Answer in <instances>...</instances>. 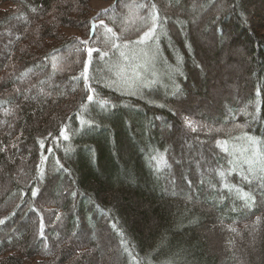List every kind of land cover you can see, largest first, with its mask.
I'll return each mask as SVG.
<instances>
[{
	"label": "trees",
	"instance_id": "trees-1",
	"mask_svg": "<svg viewBox=\"0 0 264 264\" xmlns=\"http://www.w3.org/2000/svg\"><path fill=\"white\" fill-rule=\"evenodd\" d=\"M263 6L0 0V264H264Z\"/></svg>",
	"mask_w": 264,
	"mask_h": 264
},
{
	"label": "rangeland",
	"instance_id": "rangeland-1",
	"mask_svg": "<svg viewBox=\"0 0 264 264\" xmlns=\"http://www.w3.org/2000/svg\"><path fill=\"white\" fill-rule=\"evenodd\" d=\"M108 4L109 3L105 1H94L93 7L98 10L100 8L107 7ZM253 10L258 11V8L254 7ZM259 11H261L262 15L264 14V10ZM211 42L212 43L208 42L210 49L213 43H215V40H212ZM244 45V41L241 40L230 50L226 49L222 51L216 58L211 56L209 58V61H207V59H204V62L202 63L204 71H206V74L208 75V81L205 85L199 84L198 88L201 89L205 86L208 91L205 97L199 96L197 98V104L203 106L204 104L213 102L215 100H224V96L226 95L225 91H231L235 88L237 89V86H239V84L241 83L246 70L245 65H241L240 63V59L243 57L241 48ZM125 50L126 49H123L122 52L125 53ZM213 51L214 49L212 50V53ZM129 73V71H118V75L120 74V78H124L119 80H131L132 78L128 76ZM250 142L251 140H249L246 144H252V142ZM253 242L251 244H253Z\"/></svg>",
	"mask_w": 264,
	"mask_h": 264
},
{
	"label": "snow or ice",
	"instance_id": "snow-or-ice-1",
	"mask_svg": "<svg viewBox=\"0 0 264 264\" xmlns=\"http://www.w3.org/2000/svg\"><path fill=\"white\" fill-rule=\"evenodd\" d=\"M153 7H154V5H153ZM158 20H159V15H158V13H157V12H154V13L152 14V27H150L149 30L146 31V32L144 33L143 37L141 38L140 41H138V43H144V42L149 41L150 39L153 38V36H154V34H155V29H156V26H157L156 22H157ZM105 27H106V26H105ZM107 31H108L109 33H111V32H112V29H111V28H107ZM117 47H118V46H117ZM92 51H93V49H89V56H91V52H92ZM90 62H91V61L89 60V63H90ZM85 79H87V68H85ZM88 99H89V100H92L93 97H92V96H89ZM103 103H104V104H107V101H104ZM64 138H65V140L68 139L67 136H65ZM249 139L252 140V138H249ZM252 143H253V144H256L257 142H256L255 140H252ZM261 171H264V166L261 167ZM244 179H247V177H244ZM34 195H35V193H34ZM242 198H244V199H248V198H249V197H248V194H247V193H244L243 196H242Z\"/></svg>",
	"mask_w": 264,
	"mask_h": 264
}]
</instances>
